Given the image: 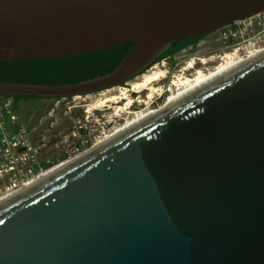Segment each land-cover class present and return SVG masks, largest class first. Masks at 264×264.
Listing matches in <instances>:
<instances>
[{
  "label": "water",
  "instance_id": "1",
  "mask_svg": "<svg viewBox=\"0 0 264 264\" xmlns=\"http://www.w3.org/2000/svg\"><path fill=\"white\" fill-rule=\"evenodd\" d=\"M263 12L264 0H0V62L134 44L105 76L0 81V95L122 86L173 43ZM3 202L0 264H264V54Z\"/></svg>",
  "mask_w": 264,
  "mask_h": 264
},
{
  "label": "rangeland",
  "instance_id": "2",
  "mask_svg": "<svg viewBox=\"0 0 264 264\" xmlns=\"http://www.w3.org/2000/svg\"><path fill=\"white\" fill-rule=\"evenodd\" d=\"M261 49H264V14L212 32L194 49H187L173 59L155 63L142 75L119 86L131 89L133 83L140 81L143 75H164L155 85L156 92L146 90L141 94L132 93L133 106L129 109H124L126 101L98 107L101 101L120 96L119 91L110 95L99 94L101 91L59 101L22 103L19 111L22 116L32 113L27 126L33 131L41 157L52 162L54 172L81 159L107 140L162 113L170 98H178L188 91V88L178 86L180 80L188 78L194 85L198 71L205 77L214 78L219 68L230 69L245 63L247 59L259 56L263 51ZM190 64L192 68H189ZM120 108L123 111L118 112ZM47 109L48 113L41 115Z\"/></svg>",
  "mask_w": 264,
  "mask_h": 264
},
{
  "label": "trees",
  "instance_id": "3",
  "mask_svg": "<svg viewBox=\"0 0 264 264\" xmlns=\"http://www.w3.org/2000/svg\"><path fill=\"white\" fill-rule=\"evenodd\" d=\"M207 35L209 34L189 37L173 43L156 62L173 59L181 50L190 46L195 47ZM133 47L134 44H124L107 50L72 57L3 61L0 62V81L35 85H68L102 77L115 70ZM2 98H11L19 114L22 103L60 100L35 96L0 95V99ZM48 110L42 111L41 115L47 114ZM20 116L23 122L27 124L32 113L28 112L24 116L22 114Z\"/></svg>",
  "mask_w": 264,
  "mask_h": 264
},
{
  "label": "built area",
  "instance_id": "4",
  "mask_svg": "<svg viewBox=\"0 0 264 264\" xmlns=\"http://www.w3.org/2000/svg\"><path fill=\"white\" fill-rule=\"evenodd\" d=\"M51 169L52 162L41 157L33 131L23 122L13 100L0 99V201Z\"/></svg>",
  "mask_w": 264,
  "mask_h": 264
},
{
  "label": "bare ground",
  "instance_id": "5",
  "mask_svg": "<svg viewBox=\"0 0 264 264\" xmlns=\"http://www.w3.org/2000/svg\"><path fill=\"white\" fill-rule=\"evenodd\" d=\"M263 51L260 52V55H263L264 54V49H261ZM258 57V56H257ZM255 58V57H254ZM253 59V58H251ZM250 59H247V61L245 63H242L238 66H233L232 68L230 69H223V68H219L217 71H218V74L213 78L211 77H205L203 75L202 72H199L198 71V76L197 78L193 81L195 84L193 85L192 84V81L189 80L188 78L187 79H183V80H180L179 81V85L178 86H183L185 88H188V91L185 92L184 94H181L178 98H170V101L165 105L164 107V110L162 113H165L166 111H168L169 109L173 108L174 106H176L177 104L181 103L182 101H184L185 99H187L190 95L194 94L195 92L199 91L200 89H202L205 85H208V83H212L214 80H217L219 77L225 75L226 73L232 71L233 69L237 68V67H241L243 66L244 64H246ZM193 65L190 64L189 65V68H192ZM164 75L163 74H160V73H154L152 75H143L141 76V80L140 81H137L135 83H133L132 85V88L131 89H128V88H125V87H114V88H111V89H108V90H105L99 94H102V95H110L112 93H114L115 91H119L120 93V96H111L110 98H107L106 100H103L101 101L99 104H98V107L102 108V107H108V106H111L110 104H120L122 101H126V107H124V109H129L131 106H133V101L131 98L132 96V93H137V94H141L143 93L144 91L148 90V91H152L153 93L156 92L155 90V85L163 79ZM173 85H177L176 83H173ZM151 96V95H150ZM88 98V97H87ZM136 102V101H135ZM110 108V107H109ZM118 112H121L123 111L121 108L120 109H117ZM162 113H160L159 115H162ZM116 115H118V113H116ZM159 115H156L155 117H158ZM153 117V118H155ZM151 118V119H153ZM151 119H148L147 121L151 120ZM146 122V121H145ZM144 123V122H143ZM120 136V135H119ZM117 136V137H119ZM116 138V137H115ZM114 138V139H115ZM114 139H110V140H107L106 142L98 145L97 147L93 148L87 155H90L94 152H96L98 149H100L101 147H103L105 144H107L109 141H112ZM86 156V155H85ZM75 160V159H74ZM77 161V160H76ZM74 161V162H76ZM68 162V161H67ZM65 162V163H67ZM73 162V163H74ZM64 164V163H63ZM72 164V163H71ZM70 164V165H71ZM61 165V164H60ZM59 166V165H57ZM69 166V165H67ZM66 166V167H67ZM65 167H62L60 169H57L56 171L53 172V169H51L50 171H48L46 174H43L41 175L38 179L34 180L31 184L27 185L26 187H24L21 191L13 194V195H10L9 197L5 198L4 200H1L0 201V205L2 203H4L3 201H5L6 199H9L10 197L12 196H15L27 189H29L32 185L38 183L39 181H42L52 175H54L55 173H57L58 171L64 169Z\"/></svg>",
  "mask_w": 264,
  "mask_h": 264
},
{
  "label": "flooded vegetation",
  "instance_id": "6",
  "mask_svg": "<svg viewBox=\"0 0 264 264\" xmlns=\"http://www.w3.org/2000/svg\"><path fill=\"white\" fill-rule=\"evenodd\" d=\"M195 47H196V46H195ZM195 47L190 46V47H188V48H185V49L181 50V52L186 51L187 49H190V48H191V49H194ZM181 52H180V53H181ZM157 63H158V62H157ZM125 84H126V83H125ZM123 85H124V84H123ZM63 99H64V98H63ZM58 101H59V100H58Z\"/></svg>",
  "mask_w": 264,
  "mask_h": 264
}]
</instances>
